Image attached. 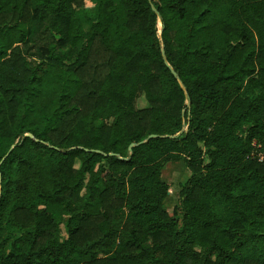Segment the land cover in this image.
I'll return each instance as SVG.
<instances>
[{
    "label": "trees",
    "instance_id": "1",
    "mask_svg": "<svg viewBox=\"0 0 264 264\" xmlns=\"http://www.w3.org/2000/svg\"><path fill=\"white\" fill-rule=\"evenodd\" d=\"M93 1L0 0V264H264V0Z\"/></svg>",
    "mask_w": 264,
    "mask_h": 264
},
{
    "label": "rangeland",
    "instance_id": "2",
    "mask_svg": "<svg viewBox=\"0 0 264 264\" xmlns=\"http://www.w3.org/2000/svg\"><path fill=\"white\" fill-rule=\"evenodd\" d=\"M93 0H87L86 7H91L93 4ZM86 11L85 9L81 7H77L75 15L79 17L83 24L87 26L89 24L88 20L85 18ZM144 96H141L138 99V104L143 105L145 103ZM79 161H75V165L78 166ZM189 169L185 165V163L178 159V160H166L162 170H161V176L164 180H166L169 183V190L168 194L164 201V206L167 209L169 213L174 215V209H177L178 211V205L180 202L179 198V189L181 187V184L183 181L188 177L189 175ZM56 236L59 240H63L67 236V227L65 220H61L58 225V231L56 233Z\"/></svg>",
    "mask_w": 264,
    "mask_h": 264
},
{
    "label": "built area",
    "instance_id": "3",
    "mask_svg": "<svg viewBox=\"0 0 264 264\" xmlns=\"http://www.w3.org/2000/svg\"><path fill=\"white\" fill-rule=\"evenodd\" d=\"M252 155H256L258 160L264 162V148L262 150L253 151Z\"/></svg>",
    "mask_w": 264,
    "mask_h": 264
},
{
    "label": "water",
    "instance_id": "4",
    "mask_svg": "<svg viewBox=\"0 0 264 264\" xmlns=\"http://www.w3.org/2000/svg\"><path fill=\"white\" fill-rule=\"evenodd\" d=\"M161 52H162V55H163V57H164V59H165V61L167 62V60H166V55H165V50L162 48L161 49ZM174 73H175V70H172ZM154 134L153 133H150L147 137H150V136H153ZM142 140H140L139 142H141ZM133 144V142H131L130 143V146ZM12 146H13V144H12Z\"/></svg>",
    "mask_w": 264,
    "mask_h": 264
}]
</instances>
